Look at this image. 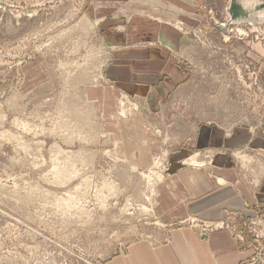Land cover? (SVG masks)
Here are the masks:
<instances>
[{
    "label": "rangeland",
    "instance_id": "374dc122",
    "mask_svg": "<svg viewBox=\"0 0 264 264\" xmlns=\"http://www.w3.org/2000/svg\"><path fill=\"white\" fill-rule=\"evenodd\" d=\"M229 2L0 0V264L105 263L126 252L125 226L208 234L231 228L227 219L240 224L241 236L246 229L254 247L246 264H264V220L237 211H228L223 223L154 217L158 185L180 169L172 171L176 163L195 168L188 160L196 156L204 167L217 151L251 185L252 171L241 161L264 163L263 147L196 149L204 125L226 135L245 128L264 137V20L259 26L231 24ZM242 2L246 7L264 0ZM139 19L169 22L183 35V51L175 56L188 74L164 106L158 124L165 148L146 172L112 151L84 94L87 86H115L108 71L120 67L123 51L169 44L164 37L126 44ZM122 93L130 113L142 111L136 98ZM183 148L187 157L173 161L172 153ZM102 156L116 166L103 168ZM238 241L246 240L238 235Z\"/></svg>",
    "mask_w": 264,
    "mask_h": 264
},
{
    "label": "crops",
    "instance_id": "0c3cea01",
    "mask_svg": "<svg viewBox=\"0 0 264 264\" xmlns=\"http://www.w3.org/2000/svg\"><path fill=\"white\" fill-rule=\"evenodd\" d=\"M167 24L171 23L136 20L130 38L126 35V44L128 40L154 42L164 37L170 45L162 43L159 47L123 51L118 62L120 67L108 71L115 86L84 88L85 97L96 107L101 131L110 138L112 151L135 170L144 172L152 168L154 159L165 148L158 124L164 115V106L188 78L184 65H180L175 56L176 52L183 51V35ZM261 27L259 30L264 36V22ZM123 91L137 99L142 111L130 113L126 109ZM139 104L133 105L134 110ZM195 144L199 151L217 148L219 144L227 149L264 148V137L257 138L245 128H236L231 135H226L216 126L204 125L199 129ZM189 152L184 148L173 152V161L186 158ZM261 154L264 156V152ZM103 156L100 157L103 168L116 166L115 161ZM212 158L202 168L178 163L172 166L173 172L176 166L180 169L158 185L157 203L153 207L155 218L170 223L194 213L209 221L223 219L220 221L223 223L228 211H237L254 221L264 220V163L258 160L246 166L241 161L245 170L252 171L248 172L252 176L249 180L254 181L251 185L239 176L226 156L216 151ZM228 220L231 228L208 234L196 228L168 230L166 226L147 228L143 224L139 229L125 226L121 232L129 238L126 252L120 250L118 256L99 264H246L253 258L254 247L248 242L246 229L242 232L246 241L239 243L238 235L242 238L239 230L243 228L240 229L234 219Z\"/></svg>",
    "mask_w": 264,
    "mask_h": 264
},
{
    "label": "water",
    "instance_id": "95a60500",
    "mask_svg": "<svg viewBox=\"0 0 264 264\" xmlns=\"http://www.w3.org/2000/svg\"><path fill=\"white\" fill-rule=\"evenodd\" d=\"M242 0H230L229 8L227 9V14L229 17V22L231 24H252L259 26L261 23H256L253 17V14L259 13V11H264V3H261L259 5H255L253 9H249V6L244 7L242 5ZM262 20H264V17H262ZM263 24V23H262ZM221 29L220 27H218ZM124 116V115H123ZM191 215H195L192 213ZM198 217H201L200 215H197ZM180 220L174 221L178 222Z\"/></svg>",
    "mask_w": 264,
    "mask_h": 264
},
{
    "label": "bare ground",
    "instance_id": "6f19581e",
    "mask_svg": "<svg viewBox=\"0 0 264 264\" xmlns=\"http://www.w3.org/2000/svg\"><path fill=\"white\" fill-rule=\"evenodd\" d=\"M247 6H249V9L251 8V9H253L254 8V6L253 5H247ZM253 17H254V19L253 20H255L256 18H257V21H255L256 23L257 22H259V20H261L262 19V17H264V11L262 12V13H260V11H259V13H255V14H253ZM257 28V27H256ZM202 162V161H201ZM250 162H251V160H250ZM188 164H190V165H193V167H195V168H202V165L201 164H199V162H198V160L196 159V156L194 157V158H191L190 160H188ZM247 165V164H246ZM134 170V169H133ZM154 173V172H153ZM151 175V174H150ZM159 176V175H158ZM155 178H157V177H155ZM162 179V176L160 175V177H158V180H161ZM151 180V179H150ZM158 180H157V182H158ZM154 181H156V179L154 180ZM152 191L154 192V184H152Z\"/></svg>",
    "mask_w": 264,
    "mask_h": 264
},
{
    "label": "built area",
    "instance_id": "2783aa9c",
    "mask_svg": "<svg viewBox=\"0 0 264 264\" xmlns=\"http://www.w3.org/2000/svg\"><path fill=\"white\" fill-rule=\"evenodd\" d=\"M125 116V115H124ZM169 171V170H168ZM189 217H197V218H200V219H202V217H198L197 215H190ZM189 217L188 218H186V219H182L181 220V222H184V221H186L187 219H189ZM204 219V218H203ZM178 222H180V221H178ZM180 222V223H181ZM166 227H167V225H165ZM173 226V225H172Z\"/></svg>",
    "mask_w": 264,
    "mask_h": 264
}]
</instances>
